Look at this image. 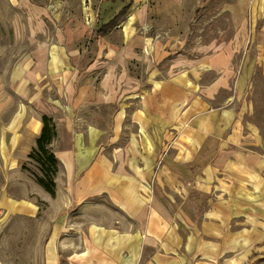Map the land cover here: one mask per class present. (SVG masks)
Returning a JSON list of instances; mask_svg holds the SVG:
<instances>
[{
  "label": "crops",
  "instance_id": "crops-1",
  "mask_svg": "<svg viewBox=\"0 0 264 264\" xmlns=\"http://www.w3.org/2000/svg\"><path fill=\"white\" fill-rule=\"evenodd\" d=\"M202 1H110L99 27L126 10L99 36L105 79L147 58L149 18ZM213 1L241 38L125 75L120 89L77 79L63 36L14 62L15 102L0 104V264H264V3ZM40 82L55 93L36 103ZM32 104L80 114L55 118L54 195L22 168L42 128Z\"/></svg>",
  "mask_w": 264,
  "mask_h": 264
},
{
  "label": "rangeland",
  "instance_id": "rangeland-1",
  "mask_svg": "<svg viewBox=\"0 0 264 264\" xmlns=\"http://www.w3.org/2000/svg\"><path fill=\"white\" fill-rule=\"evenodd\" d=\"M110 1L113 0H0V104L10 103V110L15 102L16 94L11 89L8 78L14 62L39 42L50 41L59 36H63V42L75 51L77 61L73 69L79 71L77 79L85 72L84 79H90L96 84L102 79L104 88L111 79L116 82V89L125 86L124 82L127 81L122 80L125 75L136 74L142 77L145 75V69L152 65L162 68L163 63H169L173 59L196 57L215 50L225 41L230 42L236 37H242L234 32L227 16H215L217 1L204 0L192 15L190 9V13L187 15L184 12L182 17L149 18L147 31L141 34L149 47L146 51L143 48L137 50L140 55L142 52L147 53V58L131 60L130 64L120 66L105 79L106 67L109 64L95 62L100 56L98 43L102 40L97 36L96 30L100 22L107 18ZM263 3L264 0H261L260 9ZM170 7L173 8L172 3ZM87 9L88 12H85ZM262 14L256 23L264 26V9ZM248 21L249 19L246 23H249ZM40 51L45 49H39ZM41 84L42 82L35 87L36 103L49 100L48 95L55 93L52 89L44 90ZM31 106L42 115L51 117L54 122L57 120L55 118H59L61 122L71 123L75 116L80 115L68 113L63 109L53 112L49 108L42 110L35 104ZM2 108H6V104ZM100 111L101 116L108 115L106 107H101ZM7 115L8 111L4 112L0 119L3 120ZM24 164L29 169L24 170L28 176L33 177L32 173H39L36 163L32 160H27Z\"/></svg>",
  "mask_w": 264,
  "mask_h": 264
},
{
  "label": "trees",
  "instance_id": "trees-1",
  "mask_svg": "<svg viewBox=\"0 0 264 264\" xmlns=\"http://www.w3.org/2000/svg\"><path fill=\"white\" fill-rule=\"evenodd\" d=\"M126 6L119 10L113 18L106 23H103L96 31L98 36H102L107 31L117 25L119 19L125 13ZM42 128L36 138L35 146L28 154V159L36 163L39 173H32L35 181L43 187L49 194H55V175L59 169V163L55 157L50 144L56 136L55 122L53 119L45 114L41 116ZM23 169L26 168L25 164L22 165Z\"/></svg>",
  "mask_w": 264,
  "mask_h": 264
}]
</instances>
